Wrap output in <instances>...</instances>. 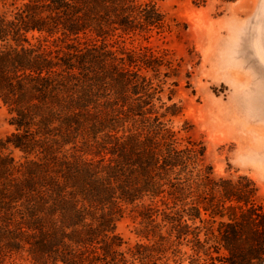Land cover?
Masks as SVG:
<instances>
[{"label":"trees","instance_id":"16d2710c","mask_svg":"<svg viewBox=\"0 0 264 264\" xmlns=\"http://www.w3.org/2000/svg\"><path fill=\"white\" fill-rule=\"evenodd\" d=\"M167 27L153 1L0 0V264H264L255 183L201 174L155 111L162 60L115 48Z\"/></svg>","mask_w":264,"mask_h":264},{"label":"rangeland","instance_id":"374dc122","mask_svg":"<svg viewBox=\"0 0 264 264\" xmlns=\"http://www.w3.org/2000/svg\"><path fill=\"white\" fill-rule=\"evenodd\" d=\"M140 1L156 3L168 27L150 39L127 36L115 48L148 50L162 60L158 72L142 71L161 90L155 111L163 114L176 105L178 115L164 120L181 146L191 143L204 150L201 174L209 173L216 182L252 180L256 202L264 206V3ZM10 119L0 108V139L14 132ZM13 155L17 161L22 156L15 150ZM140 221L139 212L129 209L117 232L134 242ZM185 259L183 264H189Z\"/></svg>","mask_w":264,"mask_h":264},{"label":"snow or ice","instance_id":"6c2138e0","mask_svg":"<svg viewBox=\"0 0 264 264\" xmlns=\"http://www.w3.org/2000/svg\"><path fill=\"white\" fill-rule=\"evenodd\" d=\"M262 3H264V0H261Z\"/></svg>","mask_w":264,"mask_h":264}]
</instances>
